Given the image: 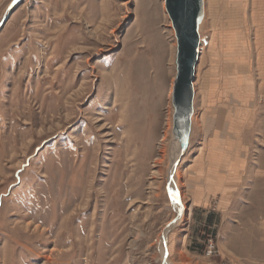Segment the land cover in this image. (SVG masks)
I'll return each instance as SVG.
<instances>
[{
	"label": "rangeland",
	"instance_id": "rangeland-1",
	"mask_svg": "<svg viewBox=\"0 0 264 264\" xmlns=\"http://www.w3.org/2000/svg\"><path fill=\"white\" fill-rule=\"evenodd\" d=\"M204 2L205 29L240 30L252 90L264 91L256 1ZM219 43L203 52L197 88L210 80L234 107ZM175 44L164 0H0V264H264V179L222 228L189 214L182 177L210 135L203 108L174 171L176 210ZM260 93L249 101L264 128Z\"/></svg>",
	"mask_w": 264,
	"mask_h": 264
},
{
	"label": "crops",
	"instance_id": "crops-1",
	"mask_svg": "<svg viewBox=\"0 0 264 264\" xmlns=\"http://www.w3.org/2000/svg\"><path fill=\"white\" fill-rule=\"evenodd\" d=\"M251 1H256L258 4L257 17L264 19V0ZM203 20L193 82L195 85L193 118L187 151L197 133L195 123L199 108H203L200 117L204 119L202 122L206 123L204 124L206 130L210 129V135L207 139L201 140L200 149L186 161L182 185L188 210L191 211L189 214L193 216L192 218L202 214L203 226H207L211 231V225H215L217 220L221 222L218 226L222 228V222L233 209L248 205L249 199L245 196L258 195V186L254 183L260 178L264 179V139L260 140L258 137H264V128L255 123L258 108H255L249 100L256 96L258 98L260 92L264 93V91L252 90L254 85L251 66L249 60L242 56L244 47L241 48L242 42L239 43L240 30L205 29V6ZM253 31L257 36V49L260 50V46L263 49L259 36L264 35V25H257ZM216 39L220 41L219 47L228 53L225 56L226 62L228 61L225 67L229 72L234 73V77L229 80L235 86L232 89L234 94H239L237 96L239 100L234 101V107L228 105L226 97L223 96L227 90L225 89L224 93L215 91L210 80H205V83H208L206 90L203 88L204 90L199 91V87L197 88L198 66L203 52L215 51ZM244 116L247 117L243 118ZM182 161L184 159L180 162ZM212 196H218L217 205L214 207L211 204ZM249 202L251 210H259V202L254 199H250ZM261 211L264 212V207ZM226 234L225 230L224 235Z\"/></svg>",
	"mask_w": 264,
	"mask_h": 264
},
{
	"label": "water",
	"instance_id": "water-1",
	"mask_svg": "<svg viewBox=\"0 0 264 264\" xmlns=\"http://www.w3.org/2000/svg\"><path fill=\"white\" fill-rule=\"evenodd\" d=\"M164 2L177 38L176 77L172 93V104L175 107L173 117L174 122L177 123L184 117L186 128V136L182 140V149L178 158L179 163L188 148L191 133L193 81L199 54L200 25L204 17V3L203 0H164ZM176 220L177 218L174 222Z\"/></svg>",
	"mask_w": 264,
	"mask_h": 264
},
{
	"label": "bare ground",
	"instance_id": "bare-ground-1",
	"mask_svg": "<svg viewBox=\"0 0 264 264\" xmlns=\"http://www.w3.org/2000/svg\"><path fill=\"white\" fill-rule=\"evenodd\" d=\"M203 3H204V6H205L204 0H203ZM204 6H203V8H204ZM166 13H167V11H166ZM167 15H168V13H167ZM168 17H169V15H168ZM169 20H170V18H169ZM170 24H171V29L173 31V36L176 39L175 58H174L175 61H176L177 38H176L175 28L173 27V24H172L171 20H170ZM201 26H202V23L200 25V29H201ZM175 68H176V62H175ZM175 77H176V73H175ZM175 77H174V81H173V84H172V90H171L172 93H173V89H174ZM193 88H194V85H193ZM171 105H172V115H173L175 107L173 106V104H171ZM172 132H173V144H172V148H171L170 161H169L170 165H169V171H168V189H169V192H170L171 196L173 197V195H172L173 193H177L178 194L176 186H175L176 184H175V181H174L175 177L173 178L174 171H175L176 165L178 163V158H179V155H180V151L182 149V146H181L182 140H183L184 136H186V134H185L186 133V128H185V119H184V117L179 119L178 123L174 122V117H173ZM173 200H175V202H176V204H175L176 210H178L180 215H181V213H182V205H179V202H180L179 196L175 197Z\"/></svg>",
	"mask_w": 264,
	"mask_h": 264
},
{
	"label": "snow or ice",
	"instance_id": "snow-or-ice-1",
	"mask_svg": "<svg viewBox=\"0 0 264 264\" xmlns=\"http://www.w3.org/2000/svg\"><path fill=\"white\" fill-rule=\"evenodd\" d=\"M172 195H173L174 198L178 196L177 193H173ZM177 202H178V201H177Z\"/></svg>",
	"mask_w": 264,
	"mask_h": 264
}]
</instances>
